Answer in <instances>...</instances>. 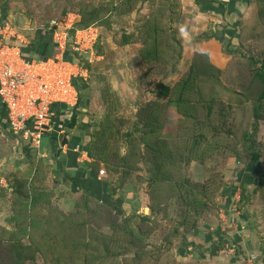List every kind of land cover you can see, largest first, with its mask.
Returning <instances> with one entry per match:
<instances>
[{
    "label": "trees",
    "instance_id": "16d2710c",
    "mask_svg": "<svg viewBox=\"0 0 264 264\" xmlns=\"http://www.w3.org/2000/svg\"><path fill=\"white\" fill-rule=\"evenodd\" d=\"M137 1L146 0H122L119 6L103 4L82 9L70 32L95 25L98 40L118 36L116 42L121 47L137 45L138 59L146 70L144 74L150 77L149 82L156 75L161 77L149 85L153 96L141 102L131 118L126 116L119 108L118 93L104 75H94L89 59L71 52V46L67 45L63 57L79 61L90 78L73 79L78 102L69 108L89 99L97 89L94 82L101 86L104 114L93 127L85 149L92 160L88 166L93 177L103 166L107 179L105 184L97 179L91 185L75 184L81 195L72 211H64L57 205L56 193L44 186L42 161L37 160L28 143L15 137L24 143L30 159L25 168L3 173L11 189V215L7 218L10 226L0 223V264H37L38 257L44 264H76L74 255L56 252L63 246L61 241L69 240L70 233L77 230L85 238L88 236L85 230L98 232L103 245L104 256L89 259L85 254L80 260L84 264H97L108 258H113V264H207L206 260L197 259L179 261L176 254L193 253L189 249L193 240L188 235L200 233L201 217L210 205L218 206L216 195L229 194L226 190L230 186L221 184L222 172L208 165L216 152H221L223 160L232 157L248 169L260 166L253 193L264 202V141L259 137L264 122V49L257 54L242 50L246 40L264 34V0H249L250 13L238 15L233 25L237 29L238 47L232 48L227 38L222 43V51L231 56L225 65L208 51L197 48L191 51L184 43L182 24H176L181 19L186 23V14L177 13L179 0H149L161 7L132 24L124 22L114 31L113 19L108 16H131ZM5 18L3 9L0 22L6 21ZM48 22L37 29L30 43L15 41L28 59H45L58 52L45 27ZM37 38L41 41L36 43ZM38 51L42 55H37ZM238 53L244 60H235L239 82L234 86L226 84L222 75ZM182 60L188 63L185 70L173 85L166 84L165 78L177 71ZM56 106L66 108L64 104ZM173 108L178 122L175 135L170 137L165 129L168 112ZM6 116L2 109L0 123L4 121L8 128ZM130 126L131 129L127 128ZM194 163L204 167L213 179H194L189 171ZM134 174L141 188L145 185V194L142 193L145 196L140 194L137 206L130 204L134 199L127 198L130 211L126 212L123 194L134 192L130 180ZM140 205L147 207L149 213L139 214ZM170 207H174V214H170ZM162 221H169L171 229L154 246L158 253L148 251L149 238ZM102 225L111 232L101 231ZM65 226L69 228L67 237L57 240ZM37 232L40 236L35 239L33 234ZM223 242L218 240L211 252H218L224 247ZM50 254L54 255L51 259Z\"/></svg>",
    "mask_w": 264,
    "mask_h": 264
},
{
    "label": "rangeland",
    "instance_id": "374dc122",
    "mask_svg": "<svg viewBox=\"0 0 264 264\" xmlns=\"http://www.w3.org/2000/svg\"><path fill=\"white\" fill-rule=\"evenodd\" d=\"M120 1L122 0H0V16H2L4 9L6 13L5 19L10 21L13 25H16L19 32L24 36L26 35L25 38L31 40L35 36L37 29L51 19H61L67 13H72L79 17V11L82 9L103 4L119 6L121 3ZM178 5L177 13L181 16V14L185 13L183 10V1L179 0ZM159 7L161 6L158 2L152 4L149 0L144 2L137 1L134 9L135 11L131 16H118L117 18L114 15L111 17L110 14L108 18L113 19V29L117 31L119 26L124 22L125 24H132L135 19L146 16L151 13V11H156ZM248 13L250 12L248 11ZM79 19L80 17L78 20ZM182 22L181 19L178 20L176 24L179 26L182 24L181 27L183 29L185 20L183 23ZM216 35L219 34L216 33ZM116 38L118 39V36H116ZM116 38H100L97 42L98 44L95 46L94 57L88 61L90 62L94 75L101 72L106 80H110L108 84L120 97L119 108L123 110L126 116L131 118V116L135 114L137 106L153 96L149 88L151 81L156 82L161 79V77L156 75L153 77V80L149 82L150 77L145 75L146 70L138 59V46L127 45L121 47L117 44ZM242 48L245 52L252 51L255 54L259 53L260 50L264 49V34L262 37L246 40ZM98 54L101 55V57L97 58ZM238 58L244 60L239 53L235 54L234 58L230 59L228 69L226 72H223L222 79L226 84L232 85L234 83V86H236L237 82H239L238 72L235 66V60ZM187 65L188 63L184 60L180 61L177 71L168 74L165 78V83L173 85ZM86 74H88V71ZM87 77L89 80V74ZM95 83L97 89L93 92L96 96V99L93 100V104L95 107L98 104V110H100L101 92L99 90L101 86L100 83ZM170 111L171 112H168L169 115L165 132L167 136L173 137L176 133V124L178 120L175 117V108ZM127 128L131 129V126ZM259 137L264 141V122L261 124ZM205 146L202 148L204 149ZM215 155L208 161V165L214 166V168L222 172L221 184L230 186L226 190V193L229 194L227 196L221 193L216 195L215 202L218 203V206L215 207L210 205L204 216L201 217L202 222H200V225L202 228L200 233L195 236L188 235L189 240H191V242L193 240L189 247V249L192 248L193 253H188L187 255L176 254L177 258L179 261L186 262L192 259L206 260L211 258V260L208 261L209 264H264V202L253 193L255 183L258 180L257 175L260 166L248 169L246 164L236 162L232 157L223 160L220 157L221 152H216ZM103 170H105V168ZM189 171L196 180H205L206 178L213 179V177L208 175L209 172L206 171L204 167L196 163L192 165ZM101 175L103 180L107 179L106 170ZM130 180L131 185L134 186V192H126L127 194H123L124 200L126 201L127 195L129 194L128 198L130 200L134 199V201H130V204L133 203L137 206V203H139L138 199L141 200L142 198L141 195L145 196L146 188L145 185L141 188L136 181L135 174L131 176ZM130 204H128V202L124 204L126 212L130 211ZM143 207L142 205L138 207V213L141 215L148 214V210ZM169 212L170 214H174V207H170ZM136 220L139 222L138 219ZM169 224V221H162L160 228L158 227V229L152 233V236L149 238L151 246H148V251L158 253V248H154V246H157L159 243L158 241L162 239L163 235L170 231L171 228ZM78 231L79 230L70 233L71 238L69 240L65 241L64 238V240L61 241L63 246L60 247L56 253L74 255L76 264L83 263L80 260L85 254L90 256L89 259L93 256L98 257V259L102 258V256H104V251L103 245L100 242L101 237L98 232H88V230H85L84 232H88L85 233L88 234L85 238L82 232L80 231V233ZM101 231L104 233L111 232L110 228L105 225H102ZM67 233H69V228L65 226L58 234L57 240L62 237H67ZM39 236L40 232L33 234L35 239ZM218 240L224 241V247L218 252H211V249L217 245L216 242H218ZM25 242L29 241L26 239ZM84 245H88L89 247H84ZM109 245L110 248L113 247L112 243ZM173 249L175 248L173 247ZM218 255L221 259H216L217 261H214V257H218ZM49 257L51 259L54 255L50 254ZM42 260L41 257H38L36 263L44 264ZM121 260L122 257H120V262ZM102 261L97 262V264H113V258ZM70 263L74 264L73 262ZM26 264L31 263L28 262Z\"/></svg>",
    "mask_w": 264,
    "mask_h": 264
},
{
    "label": "crops",
    "instance_id": "0c3cea01",
    "mask_svg": "<svg viewBox=\"0 0 264 264\" xmlns=\"http://www.w3.org/2000/svg\"><path fill=\"white\" fill-rule=\"evenodd\" d=\"M182 1L186 14V23L181 30L184 43L191 51L194 48L208 51L217 62L225 65L231 56L222 51V43L227 38L230 39L232 48L238 47L237 29L233 25L236 24L238 15H247L251 10L249 0ZM204 33H207V36H202ZM25 36L21 34L22 39L25 40L23 43H30L31 40ZM38 41L41 40L37 38L36 43ZM38 54L42 55L41 51H38ZM99 57L101 55L98 54L97 58ZM86 73L87 70L84 69L83 78L88 80L89 73ZM107 81L110 82V80ZM94 99L96 96L92 92L89 99L83 100L74 109L69 107L54 109L53 126L44 133L39 150H32L37 160H41L44 165L46 174L44 186L56 193L57 205L64 211H72L81 195L76 185H91L96 182L94 179L105 184V179L103 180L99 172H94L95 177L91 174V168L88 165L92 163V160L85 149L93 127L104 114L101 105L100 110H98V104L95 107ZM2 109L0 104V112ZM29 159L24 143L15 138L2 121L0 123V223L10 226L7 218L11 215V189L7 186L3 173L25 168ZM143 208L149 212L147 207ZM216 259L221 258L218 255L214 257V261H217ZM210 260L211 258L206 259L207 262Z\"/></svg>",
    "mask_w": 264,
    "mask_h": 264
},
{
    "label": "built area",
    "instance_id": "2783aa9c",
    "mask_svg": "<svg viewBox=\"0 0 264 264\" xmlns=\"http://www.w3.org/2000/svg\"><path fill=\"white\" fill-rule=\"evenodd\" d=\"M77 17L67 13L48 22L45 27L58 52L45 59H28L15 42L25 41L18 27L10 21L0 22V104L6 111L10 133L35 151L39 150L44 133L54 124L56 105L73 107L78 102L73 79L83 77L84 68L79 61L63 57L67 45L71 46V52L90 60L95 54L98 27L90 25L71 33ZM103 172L99 170L100 175Z\"/></svg>",
    "mask_w": 264,
    "mask_h": 264
}]
</instances>
